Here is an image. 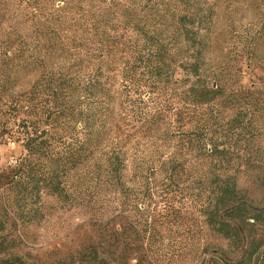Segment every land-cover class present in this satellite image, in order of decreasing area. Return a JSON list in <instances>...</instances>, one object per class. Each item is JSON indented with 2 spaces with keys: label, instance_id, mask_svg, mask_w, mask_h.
<instances>
[{
  "label": "trees",
  "instance_id": "16d2710c",
  "mask_svg": "<svg viewBox=\"0 0 264 264\" xmlns=\"http://www.w3.org/2000/svg\"><path fill=\"white\" fill-rule=\"evenodd\" d=\"M60 1L37 19L30 42L0 52V143L14 141L24 151L0 174V189L19 206L43 195L65 198L66 177L90 165L120 193L127 168L124 123L136 119L135 131L172 144L173 155L199 158L207 229L238 247L235 222L264 223V209L253 211L243 201L238 163L215 127L223 112L232 127L247 115L264 127V90H228L218 71H204L196 0ZM48 2L33 0L32 8ZM177 70L182 78L175 79ZM251 257L219 264H250ZM92 258L88 264H109ZM0 264L28 263L7 256Z\"/></svg>",
  "mask_w": 264,
  "mask_h": 264
},
{
  "label": "rangeland",
  "instance_id": "374dc122",
  "mask_svg": "<svg viewBox=\"0 0 264 264\" xmlns=\"http://www.w3.org/2000/svg\"><path fill=\"white\" fill-rule=\"evenodd\" d=\"M196 1L203 17L197 48L204 71H218L228 90H264V0ZM32 2L0 0V52L30 42L39 30L37 19L63 4L50 0L35 10ZM176 78H182L180 70ZM223 113L215 130L238 163L237 187L249 208L263 210V120L247 115L232 127ZM139 125L136 119L124 123L127 168L120 193L90 165L66 177L65 198L43 195L36 204L19 206L0 189V257L19 256L28 264H88L93 256L109 264H219L252 253L250 264H264V223L235 222L238 247L209 231L202 212L201 161L173 155L172 144L140 134ZM23 153L17 142L0 143V174ZM171 157L175 161L166 163Z\"/></svg>",
  "mask_w": 264,
  "mask_h": 264
}]
</instances>
